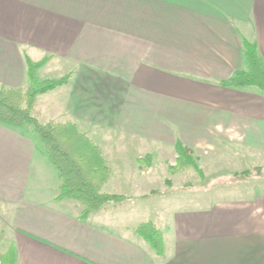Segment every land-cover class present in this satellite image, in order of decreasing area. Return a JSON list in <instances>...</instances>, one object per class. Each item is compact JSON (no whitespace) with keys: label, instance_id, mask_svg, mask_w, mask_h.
<instances>
[{"label":"crops","instance_id":"crops-1","mask_svg":"<svg viewBox=\"0 0 264 264\" xmlns=\"http://www.w3.org/2000/svg\"><path fill=\"white\" fill-rule=\"evenodd\" d=\"M243 38L264 60V0H0V87L28 85L27 58H47L38 75L70 74L38 96L34 113L76 122L107 160L103 191L131 200L119 165L128 147L148 163L133 186L142 192L155 145L163 155L181 141L206 166L247 153L264 168V94L227 84L248 68ZM42 149L30 126L0 123V205L16 264H264V172L160 207L157 254L99 210L86 219L68 211Z\"/></svg>","mask_w":264,"mask_h":264},{"label":"trees","instance_id":"trees-1","mask_svg":"<svg viewBox=\"0 0 264 264\" xmlns=\"http://www.w3.org/2000/svg\"><path fill=\"white\" fill-rule=\"evenodd\" d=\"M242 48L248 68L237 71L227 84L234 87L255 86L264 94V60L259 55L257 44L243 38ZM46 60L47 58L37 62L27 58L29 83L26 87H0V123L11 127L32 128L42 143L47 158L58 171L61 184L57 199L73 198L83 202L84 207L79 217L86 219L109 202H120L126 196L103 191V185L110 175L107 160L101 147L76 122L68 120L42 123L34 113L40 94L67 83L70 78L68 74L60 78L40 79L37 72ZM175 149L178 166L190 165L202 173L196 163L193 148L178 141ZM252 171L264 172V168L256 166L237 171L234 177L242 178ZM134 230L149 242L157 254L163 252V233L155 222H142ZM0 264H16L14 246L5 252L0 251Z\"/></svg>","mask_w":264,"mask_h":264},{"label":"rangeland","instance_id":"rangeland-1","mask_svg":"<svg viewBox=\"0 0 264 264\" xmlns=\"http://www.w3.org/2000/svg\"><path fill=\"white\" fill-rule=\"evenodd\" d=\"M52 73L47 74L46 71H41L38 77L41 79L48 78L60 72L56 71ZM152 148V158L149 162L151 171L146 173L151 185L144 192L133 187L135 181H139V176L143 171L144 165L148 164L143 159L138 158V149L136 147H128V162H119L123 189L127 195L136 197L131 200L109 202L106 205L107 208L99 210V213L96 214L104 218L102 222L106 225H111L114 229L119 230L121 227L127 225L134 229L146 220L156 221V219L161 218L162 221H166L168 211H160V207L180 204L190 198L199 196L200 193L202 195L209 188L213 189L217 186L232 183L236 180V177H234L235 171L240 172L244 169L260 165L259 160L255 156L253 157L247 153L241 156L239 154L233 156L232 154L225 153L216 158L213 164H207L206 166L202 160L199 161V156L194 154L196 163L202 170V173H200L195 167L190 165L178 166L176 149L170 153H165L164 150V154L162 155L160 152L161 147L155 145ZM42 150L45 153L44 149ZM236 157L238 158L235 159ZM209 158L210 156L206 159ZM260 173L262 172L260 171ZM150 190H153L152 193H150ZM142 193H146V195L137 197ZM63 202L68 211L81 214L84 207L83 202L73 198H65ZM7 220H9V212L0 205V250L2 251L7 249V242L4 239V234L8 233ZM165 224L167 222L161 224L163 231H166Z\"/></svg>","mask_w":264,"mask_h":264}]
</instances>
